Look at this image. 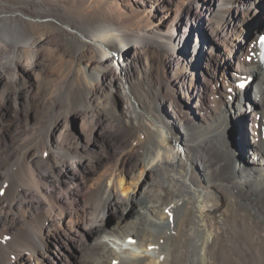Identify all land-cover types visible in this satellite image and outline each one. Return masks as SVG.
I'll return each mask as SVG.
<instances>
[{"label":"bare ground","instance_id":"1","mask_svg":"<svg viewBox=\"0 0 264 264\" xmlns=\"http://www.w3.org/2000/svg\"><path fill=\"white\" fill-rule=\"evenodd\" d=\"M242 2L187 0L175 15L165 16L159 24L125 27L111 23L92 33L51 10L39 16L22 10L7 12L12 18L5 16L1 28L14 34V38L11 35L9 38H13L15 52L20 41L26 39L25 46L33 42L27 29L28 19L50 18L91 45L101 58L99 65H111L121 74L108 77V82L136 122L134 132L144 131L146 152L129 169L128 160L119 157L115 167L96 183L90 194L97 210L94 217L87 222L84 216L78 228L70 230V227L66 234L60 232L48 213L42 215L38 226L30 224L31 216L42 210L44 202L41 197H29L26 189L31 187L41 196L47 190L38 185L36 172L27 171L22 179H12L0 191V212L4 214L0 224H7L0 231V264H69L65 251L73 245L86 254L79 264H264V69L255 60L241 61L257 39H250L248 27L264 19V0ZM192 26L208 31V47L204 52L208 63L219 57L223 64L235 66L233 81H240L236 78L240 73L256 77L252 95L256 101L243 113L251 118L253 142L246 166L239 148L228 137L231 127H227L228 113H242L241 94L236 85H230L224 93L227 101L220 118L210 115L203 123L174 126L182 117L173 103L185 97L187 103L197 107L204 98L199 88L202 79L196 81L192 72L196 43L187 54L181 50ZM240 28L241 34L234 38ZM135 44L159 53L161 87L154 84L149 63L141 62L133 48ZM218 44L224 49L219 54ZM139 63L144 71L135 76L130 68ZM208 70H213L211 65ZM91 76L99 81L102 71H92ZM162 99L163 103L167 100L172 103L165 112H161ZM178 141L183 142L184 149L177 147ZM220 173L228 175L225 181L216 177ZM60 175L61 183L68 186V194L76 202L82 201L83 192L72 183L83 191L92 189L84 186L74 170L62 169ZM220 184L228 186L227 194L218 192ZM172 200H176V207L169 206ZM54 205L50 206L52 210ZM166 211L175 214L173 219ZM107 212L114 214L112 227L104 222ZM181 216L183 219L175 225ZM78 236L85 238V242H80ZM90 236L91 240H86Z\"/></svg>","mask_w":264,"mask_h":264},{"label":"rangeland","instance_id":"2","mask_svg":"<svg viewBox=\"0 0 264 264\" xmlns=\"http://www.w3.org/2000/svg\"><path fill=\"white\" fill-rule=\"evenodd\" d=\"M186 2L187 0H0V191L2 193L12 179H22L31 170L36 172L38 185H44L47 190L41 196L31 187L26 189L29 197H41L44 202L42 210L31 216V226H38L42 215L47 213L63 234L70 227V230L73 227L78 228L84 216L89 222L97 212L95 201L91 198L96 183L115 167L119 157L128 160L127 169L145 157V133L143 130H139L141 134L139 131L134 132L136 122L127 114L128 109L123 107L119 93L108 82V77H121V74L111 65H99L101 58L98 53L91 45L83 43L78 33H68L65 25L54 19H28L27 29L33 42L25 46L26 39L20 41V48L15 52L14 34L1 28L5 16L12 18L7 12L22 10L39 16L51 10L86 33H92L111 23H119L125 27L159 24L165 16L175 15ZM248 28L251 40L258 37L260 31L264 32V19H258ZM241 32L240 28L234 38H238ZM10 35L13 36L12 39L9 38ZM195 43L192 72L194 77L197 76L196 81L202 79L199 86L204 92V98L199 101L202 105L198 103L194 107L185 101V97L182 101L175 102L176 104H172L170 100L163 103L162 99L161 112H165V109L170 108L169 104H172L181 113V121L174 124L178 128L189 123H203L210 115L220 118L227 101L224 93L227 87L235 85V80L231 78L235 66L223 64L219 57L208 63L204 53L208 47V31L199 26L190 27L187 38L181 44L182 52L187 54ZM147 47L140 44L133 46L138 51L141 62L148 61V70L153 76L154 84L161 87L163 73L158 66L159 53L151 51L150 48L146 49ZM216 51L217 54L223 52V45L218 44ZM210 65L213 69L211 71L208 70ZM141 68L139 63L131 67L130 71L137 76L143 74L144 70ZM97 69L102 71L99 81L91 76L92 71ZM142 77L144 79L145 75ZM236 90L241 94L242 113H228L227 127H233L239 153L245 159L246 166V162L248 164L250 160L253 142L250 132L251 118L243 113L256 101L252 96L254 84L244 91L238 87ZM231 96L229 98L233 99ZM178 143L185 147L182 141ZM62 169L76 171L84 186L92 188L83 191L79 185L71 184L83 192L82 201L76 202L69 196L68 186L61 183ZM219 175L216 177L223 181L228 176L222 173ZM227 187L220 184V187L217 186L218 192L227 194ZM52 203L56 206L53 210L50 207ZM168 203H173L169 206L175 207L177 204L176 200ZM166 213L173 219V212ZM3 215L0 212V219ZM182 219L183 217L175 222V225ZM104 222L112 227L115 222L114 214L107 212ZM1 223L2 232L7 224ZM77 238L80 239L79 236ZM91 238L86 237V240ZM83 241L85 242V238L82 237L80 242ZM52 248L56 251L54 245ZM81 249L78 245L68 247L65 254L69 264H79L80 260L86 258ZM169 250L171 253L174 251L173 248Z\"/></svg>","mask_w":264,"mask_h":264},{"label":"water","instance_id":"3","mask_svg":"<svg viewBox=\"0 0 264 264\" xmlns=\"http://www.w3.org/2000/svg\"><path fill=\"white\" fill-rule=\"evenodd\" d=\"M38 21H41V20H44V21H53V19H50V18H44V19H37ZM251 87V86H250ZM248 87V88H250ZM244 99V97H243ZM228 137L232 140V143H233V146L235 148H239V145H238V142H237V139L235 137V134H234V130H233V127L231 125V127L229 128V131H228Z\"/></svg>","mask_w":264,"mask_h":264},{"label":"snow or ice","instance_id":"4","mask_svg":"<svg viewBox=\"0 0 264 264\" xmlns=\"http://www.w3.org/2000/svg\"><path fill=\"white\" fill-rule=\"evenodd\" d=\"M262 40H264V38H262Z\"/></svg>","mask_w":264,"mask_h":264}]
</instances>
